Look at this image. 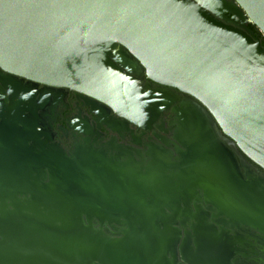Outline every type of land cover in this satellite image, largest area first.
Listing matches in <instances>:
<instances>
[{"label": "water", "instance_id": "obj_1", "mask_svg": "<svg viewBox=\"0 0 264 264\" xmlns=\"http://www.w3.org/2000/svg\"><path fill=\"white\" fill-rule=\"evenodd\" d=\"M251 25L264 35V0H0V264H233L241 226L264 236V177L243 156L264 169ZM65 88L94 116L59 126L67 150L51 134ZM176 93L169 138L104 139Z\"/></svg>", "mask_w": 264, "mask_h": 264}, {"label": "flooded vegetation", "instance_id": "obj_2", "mask_svg": "<svg viewBox=\"0 0 264 264\" xmlns=\"http://www.w3.org/2000/svg\"><path fill=\"white\" fill-rule=\"evenodd\" d=\"M251 28L254 31V34L259 36L261 38L260 33L258 30L251 25ZM131 75V78H133L139 86H142L144 83L143 79L145 78L144 71H140L138 74L129 73ZM24 83H27L26 80H22ZM142 83V84H141ZM35 88L40 90L43 88V85L41 84H34ZM156 83H151V88H156ZM62 93V98L59 99L58 105L56 109L54 110V121H53V128L51 130V134L53 137L54 142H58L60 146H62L63 149H69L72 146V143L75 141V138L72 135V130H62L59 128L60 125L65 126L66 120L73 121L77 118L78 112L82 115H86L89 119V121L92 123L93 115H91L88 112L87 106L84 105V100L75 92L70 91L68 89H62L60 90ZM176 97L178 99H174L172 104L165 108L163 112H161L158 117L150 124L147 128H140L132 123H127V129L125 131H122L120 135L118 133H115L109 128L104 127L101 129L102 135L104 139L109 138L110 136H114L118 139V142L123 143L125 145H129L135 148H138L140 150H143L146 148L149 144H159V141L157 140L155 134L160 133L164 137H170L171 134L169 133V129L171 128V121L174 119V106L180 105L183 98L185 97L182 93H176ZM112 114V111H109L106 116L103 117V120L106 122H110V116ZM112 120V119H111ZM158 126H162L166 132H160L158 130ZM81 135H78L80 137ZM219 138L224 142L226 146L229 147V144L224 140V134L222 132L219 133ZM238 154L243 155L240 151L234 152L235 158L238 160ZM244 158L250 163V165L256 170V172L264 177V169L250 161L246 158L245 155H243ZM208 204H203V207H205ZM209 217L212 214V211H209ZM94 224H98L97 220H93ZM177 228H181V225L178 224L176 226ZM104 230L107 233L112 234L111 230L109 228H106L105 225H103ZM237 232L242 236L243 238V245L241 244L240 247L242 250L240 252H237L233 258V264H263V252H264V245L259 243L257 241L258 238L262 239L264 241V236L257 233L253 229L241 226L240 229L237 230ZM177 264H188L185 261H183L180 257L177 258Z\"/></svg>", "mask_w": 264, "mask_h": 264}, {"label": "built area", "instance_id": "obj_3", "mask_svg": "<svg viewBox=\"0 0 264 264\" xmlns=\"http://www.w3.org/2000/svg\"><path fill=\"white\" fill-rule=\"evenodd\" d=\"M258 30V29H257ZM258 32L260 33L261 39H264V35L262 34L261 31L258 30Z\"/></svg>", "mask_w": 264, "mask_h": 264}, {"label": "trees", "instance_id": "obj_4", "mask_svg": "<svg viewBox=\"0 0 264 264\" xmlns=\"http://www.w3.org/2000/svg\"><path fill=\"white\" fill-rule=\"evenodd\" d=\"M262 43H264V39H261ZM251 161V160H250Z\"/></svg>", "mask_w": 264, "mask_h": 264}]
</instances>
